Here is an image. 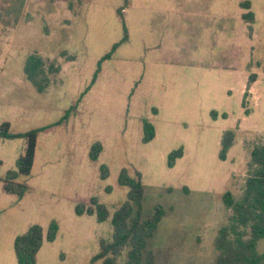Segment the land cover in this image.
<instances>
[{
  "label": "rangeland",
  "instance_id": "obj_1",
  "mask_svg": "<svg viewBox=\"0 0 264 264\" xmlns=\"http://www.w3.org/2000/svg\"><path fill=\"white\" fill-rule=\"evenodd\" d=\"M32 55L62 68L42 92L24 71ZM145 122L156 132L148 143ZM4 123L10 134L48 128L31 175L18 180L27 186L22 198L4 180L27 141L0 137V264H18L15 240L34 225L45 235L37 264H91L128 199L123 168L142 175L144 217L165 210L148 244L157 264H216L215 240L232 215L224 195L241 198L251 151L264 144V0H0V131ZM229 130L235 142L222 160ZM94 198L110 211L105 222L76 213ZM52 222L59 231L49 242Z\"/></svg>",
  "mask_w": 264,
  "mask_h": 264
},
{
  "label": "trees",
  "instance_id": "obj_2",
  "mask_svg": "<svg viewBox=\"0 0 264 264\" xmlns=\"http://www.w3.org/2000/svg\"><path fill=\"white\" fill-rule=\"evenodd\" d=\"M125 5L130 0H123ZM244 7L250 9L251 4L245 2ZM122 9L120 12H123ZM245 18L247 21H254L255 15L249 12ZM127 40V37L124 41ZM120 44H116L111 53L102 58L94 75L92 87L102 71L104 61L111 58L114 51ZM61 65L46 61L38 56L32 55L25 64L27 79L40 91H44L45 82L48 76L61 72ZM256 81L253 74L248 83V89ZM249 92L246 93L248 95ZM84 97H81V99ZM79 100V102L81 101ZM244 103V102H243ZM79 104H76L66 112L64 117L56 124L60 125L67 120L72 111H76ZM48 127L31 130L27 133L10 134V124L4 123L0 137L17 139L25 138L27 146L25 152L17 161V168L8 172L4 180V190L9 194H16L22 198L27 192V186L18 182L22 177H29L32 173L39 134ZM144 142L152 141L155 136V128L152 124H144ZM236 133L233 130L227 131L222 139V151L220 158L226 160L227 153L235 142ZM103 151L101 143L93 145L90 157L96 161ZM184 149L173 151L168 157V165L174 168L177 159L183 157ZM102 178L109 177V168L102 166ZM119 184L129 189L128 199L114 213L112 217L113 236L112 239H101L100 252L92 257L91 264H119L120 258L125 257V264H157L156 253L148 248L149 241L155 237L159 225L165 216V210L161 205L156 206L154 213L149 217L143 215V200L145 195L142 183V175L136 172L130 175L127 168L121 170ZM226 207L232 210L230 222L222 227L215 240L217 250L216 264H264V251L259 250V243L264 239V144L255 146L251 151L248 178L244 192L240 199H235L232 192L224 195ZM78 215H96L98 222H105L110 217V211L97 199L91 200V205L79 204L76 207ZM59 226L52 222L46 239L54 242L57 238ZM45 242L44 230L40 225L32 226L25 234L15 240V253L18 264H37L38 254Z\"/></svg>",
  "mask_w": 264,
  "mask_h": 264
},
{
  "label": "crops",
  "instance_id": "obj_3",
  "mask_svg": "<svg viewBox=\"0 0 264 264\" xmlns=\"http://www.w3.org/2000/svg\"><path fill=\"white\" fill-rule=\"evenodd\" d=\"M162 222V221H161ZM156 258H157V255H156ZM157 260H158V258L156 259V263H157Z\"/></svg>",
  "mask_w": 264,
  "mask_h": 264
}]
</instances>
